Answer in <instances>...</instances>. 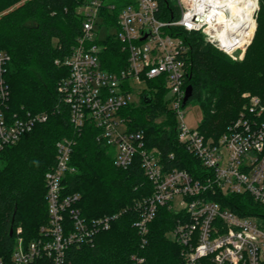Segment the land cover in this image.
Wrapping results in <instances>:
<instances>
[{
	"label": "built area",
	"instance_id": "2783aa9c",
	"mask_svg": "<svg viewBox=\"0 0 264 264\" xmlns=\"http://www.w3.org/2000/svg\"><path fill=\"white\" fill-rule=\"evenodd\" d=\"M175 2L180 16L169 21L159 19L157 0H89L79 7L82 33L71 54L55 62L69 70L57 87L61 103L68 107L77 132L88 122L100 130L98 141L113 150L117 168L127 169L140 157L154 186L152 195L134 205L139 215L135 227L142 236L148 234L158 209L168 206L179 215L171 234L182 249L183 264H264V219L241 216L210 198L246 195L264 208V99L244 94L247 103L218 140L191 128L184 114L189 101L183 105L189 46L171 33L174 28L198 33L219 52L242 59L257 30L260 0ZM105 12L114 14L116 28L105 24ZM108 34H114L128 54L127 68L117 73L103 70L100 61L102 45L97 41ZM10 62L11 55L0 51V154L49 117L46 113L7 115L10 93L5 76ZM159 78L165 79L169 91L178 142L200 162L206 172L202 178L185 170H167L161 153L146 149L144 132L129 131L121 116L125 107L139 104L147 82ZM56 148V163L45 175L47 221L32 239L18 227L10 259L0 257V264H71L72 247L94 246L95 238L122 214L85 219L74 207L79 194L66 195L64 188L67 176L76 171L71 165L74 141L63 139ZM134 259L139 264L144 261Z\"/></svg>",
	"mask_w": 264,
	"mask_h": 264
},
{
	"label": "trees",
	"instance_id": "16d2710c",
	"mask_svg": "<svg viewBox=\"0 0 264 264\" xmlns=\"http://www.w3.org/2000/svg\"><path fill=\"white\" fill-rule=\"evenodd\" d=\"M89 0H0V51L11 55L6 72L10 97L6 113L25 116L46 113L48 120L38 123L21 140L0 154V257L10 259L15 238L10 231L23 228L27 239L36 237L47 221L45 175L55 165L56 145L63 139L74 141L71 165L76 169L64 182L65 194H79L74 207L87 220L113 217L108 230L100 233L95 245L72 247L71 264H183L181 247L169 239L179 215L168 206L158 209L148 234L142 236L135 223V202L152 195L153 184L145 175L141 159L120 169L114 165V152L98 141L100 130L88 122L77 132L70 112L61 103L58 83L69 70L56 65L72 52L82 33L83 17L78 8ZM159 19L177 20L180 11L175 0H157ZM105 24L116 28V18L104 13ZM189 46L185 88L192 86L189 101L198 103L203 119L198 130L218 140L236 121L249 93L264 99V0H260L257 30L242 62H233L206 44L198 33L174 28ZM102 45V69L120 72L128 66V54L114 34L97 41ZM169 91L164 78L147 82L138 105L121 110L129 131H143L145 146L161 153L167 170L187 171L194 178L206 172L200 162L178 142L176 116L169 107ZM170 156H173L171 158ZM241 216L264 219V208L246 195L210 196ZM145 240V243L143 241Z\"/></svg>",
	"mask_w": 264,
	"mask_h": 264
},
{
	"label": "rangeland",
	"instance_id": "374dc122",
	"mask_svg": "<svg viewBox=\"0 0 264 264\" xmlns=\"http://www.w3.org/2000/svg\"><path fill=\"white\" fill-rule=\"evenodd\" d=\"M1 16V15H0ZM253 44H251L247 50L245 51V53L243 54L242 59H235L232 58L229 55L224 54L225 56H227L231 61L233 62H242L245 59V56L248 52V50L251 48ZM146 86H141L139 89L143 90L145 89ZM184 114H185V120L187 122V124L194 129H198L202 119H203V111L200 107V105L198 103H196L195 101H189L188 104L186 105L185 109H184ZM178 207L176 206L175 209H177ZM169 239L172 240L173 236L171 234V232L168 234Z\"/></svg>",
	"mask_w": 264,
	"mask_h": 264
},
{
	"label": "water",
	"instance_id": "95a60500",
	"mask_svg": "<svg viewBox=\"0 0 264 264\" xmlns=\"http://www.w3.org/2000/svg\"><path fill=\"white\" fill-rule=\"evenodd\" d=\"M192 95H193V88H192V86H188L187 90H186V96H185V99H184V104H183L184 106L192 98ZM13 235H14V229L12 228L11 231H10V236L12 237Z\"/></svg>",
	"mask_w": 264,
	"mask_h": 264
}]
</instances>
